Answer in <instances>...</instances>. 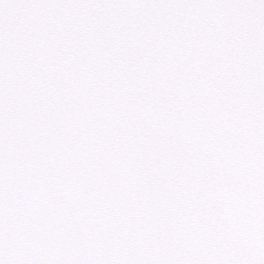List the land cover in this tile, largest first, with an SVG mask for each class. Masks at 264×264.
Here are the masks:
<instances>
[{"label": "snow or ice", "instance_id": "obj_1", "mask_svg": "<svg viewBox=\"0 0 264 264\" xmlns=\"http://www.w3.org/2000/svg\"><path fill=\"white\" fill-rule=\"evenodd\" d=\"M0 264H264V0H0Z\"/></svg>", "mask_w": 264, "mask_h": 264}]
</instances>
